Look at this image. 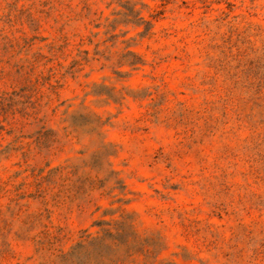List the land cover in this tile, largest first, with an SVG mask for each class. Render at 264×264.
<instances>
[{"label":"rangeland","instance_id":"rangeland-1","mask_svg":"<svg viewBox=\"0 0 264 264\" xmlns=\"http://www.w3.org/2000/svg\"><path fill=\"white\" fill-rule=\"evenodd\" d=\"M0 264H264V0H0Z\"/></svg>","mask_w":264,"mask_h":264},{"label":"trees","instance_id":"trees-1","mask_svg":"<svg viewBox=\"0 0 264 264\" xmlns=\"http://www.w3.org/2000/svg\"><path fill=\"white\" fill-rule=\"evenodd\" d=\"M146 23H147V26H148V23H149V22H146ZM149 24H150V23H149ZM146 28H147V30L150 29V27H146ZM139 62H141L140 59L135 60V61H131L130 64L135 65V64H137V63H139ZM134 253H135V252H133V251H129L128 255L131 256V255H133Z\"/></svg>","mask_w":264,"mask_h":264}]
</instances>
